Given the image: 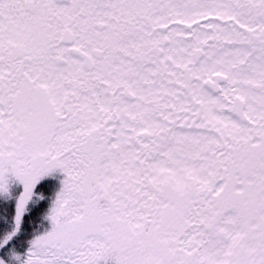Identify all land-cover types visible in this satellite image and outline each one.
Wrapping results in <instances>:
<instances>
[{"label": "snow or ice", "instance_id": "6c2138e0", "mask_svg": "<svg viewBox=\"0 0 264 264\" xmlns=\"http://www.w3.org/2000/svg\"><path fill=\"white\" fill-rule=\"evenodd\" d=\"M0 264H264V0H0Z\"/></svg>", "mask_w": 264, "mask_h": 264}]
</instances>
